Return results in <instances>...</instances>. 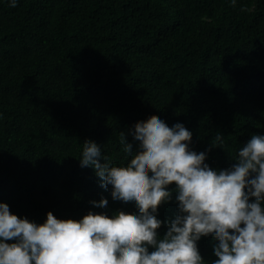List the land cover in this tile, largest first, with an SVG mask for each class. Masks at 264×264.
<instances>
[{
	"label": "trees",
	"instance_id": "trees-1",
	"mask_svg": "<svg viewBox=\"0 0 264 264\" xmlns=\"http://www.w3.org/2000/svg\"><path fill=\"white\" fill-rule=\"evenodd\" d=\"M152 115L182 123L213 169L264 136V0H0V203L13 214L43 224L49 211L136 213L80 158L91 140L125 166L120 132ZM175 188L158 209L161 237L177 214ZM102 197L107 207L96 208ZM197 243L212 264L218 241Z\"/></svg>",
	"mask_w": 264,
	"mask_h": 264
},
{
	"label": "clouds",
	"instance_id": "clouds-1",
	"mask_svg": "<svg viewBox=\"0 0 264 264\" xmlns=\"http://www.w3.org/2000/svg\"><path fill=\"white\" fill-rule=\"evenodd\" d=\"M129 134L139 142L136 151ZM192 135L182 123L169 127L156 115L139 121L120 132L131 157L125 166L110 165L101 147L86 140L80 166L92 167L101 187L111 186L114 201L132 202L138 211H89L79 220L49 211L37 224L0 203V264H204L197 242L210 235L218 241L212 264H264V136L252 135L229 168L213 169L206 152L189 147ZM215 141L213 147H222L220 133ZM173 183L178 210L161 237L165 221L158 209L172 200ZM91 203L104 209L108 200Z\"/></svg>",
	"mask_w": 264,
	"mask_h": 264
}]
</instances>
